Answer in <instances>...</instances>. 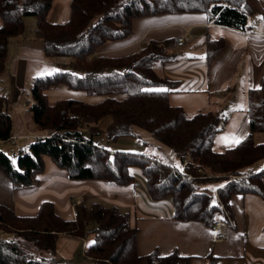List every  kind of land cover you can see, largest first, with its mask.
Wrapping results in <instances>:
<instances>
[{
	"label": "trees",
	"instance_id": "trees-1",
	"mask_svg": "<svg viewBox=\"0 0 264 264\" xmlns=\"http://www.w3.org/2000/svg\"><path fill=\"white\" fill-rule=\"evenodd\" d=\"M50 3L51 0H0V75L5 68L8 41L23 32L27 16L34 18L33 34L42 41L48 58H72L68 64L71 70L59 69L32 82L28 112L35 127L46 133L36 136L27 152L21 149L14 163L0 150V170L13 188L35 185L36 174L43 171V157L47 156L66 171L69 179L104 180L120 186L132 181L129 169L137 167L149 198L158 201L171 196L172 216L181 221L196 220L208 226L220 219L227 221L232 193H252L264 200V166L253 171L254 164L264 160V75L259 87L247 90L250 133L233 147L215 152L213 138L228 116L217 96L229 95L231 86L209 94V106L189 114L168 103V93L177 82L165 78L157 68L175 58L171 40H150L137 52L122 57L94 55L103 43L127 37L132 20L146 15L202 12L209 22L245 31L248 18L262 12L258 0H70L69 19L63 24L46 21ZM222 44V40L208 39V60ZM59 86L103 98L95 104L72 99L48 104L44 90ZM7 103L8 98L0 95V140L10 138ZM105 117L109 121L102 129L99 123ZM83 125L90 137L79 130ZM135 128L147 131L167 147L178 163L160 162L141 151L112 150L92 139L93 135H105L108 142L114 143L121 138H136ZM255 132L262 134V142L254 141ZM214 182L222 183L215 189V201L207 188ZM73 214L72 219H63L51 201L41 202L32 216L17 215L0 205V231L13 236L0 238V264H65L55 260L58 237L84 238L89 233L93 241L82 257L93 264L189 261L176 252L138 255L137 229L115 206L74 202ZM90 223L94 227L88 230ZM204 264H218L217 258L208 255Z\"/></svg>",
	"mask_w": 264,
	"mask_h": 264
},
{
	"label": "crops",
	"instance_id": "crops-1",
	"mask_svg": "<svg viewBox=\"0 0 264 264\" xmlns=\"http://www.w3.org/2000/svg\"><path fill=\"white\" fill-rule=\"evenodd\" d=\"M258 2L262 12L248 18L245 31L209 22L202 12L146 15L132 20L127 37L103 43L94 55L127 56L143 48L150 40L172 41L184 36L181 46L173 45L175 58L157 66L165 78L177 82L168 93V103L191 114L209 106V94L231 86L229 95L217 96L226 107L228 116L222 130L213 138L212 150L222 152L250 133L247 90L259 87L264 75V19H261L264 17V0ZM69 14L70 0H51L45 19L50 24H63L69 19ZM34 27L35 20L33 27L26 31L24 19L23 32L8 41L5 68L0 75V95L8 98L6 111L9 116L13 100L28 89L30 93L36 77L51 75L63 64L44 54L42 41L33 34ZM208 39L223 41L211 60L206 54ZM44 94L48 104L62 99L95 104L103 98L62 86L46 89ZM45 133L37 131V128L30 129L26 137L30 139ZM253 139L260 143L263 136L255 132ZM119 141L127 143L124 138ZM137 169L130 167L133 179L124 186L104 180H73L68 178L64 169L44 156L43 171L36 174L37 183L30 187L13 188L0 170V205L13 209L17 215L32 216L41 202L51 201L60 217L72 219L74 202L85 206L103 202L126 213L129 225L137 229L138 255L156 251L164 256L176 252L189 258L187 264H204L208 255L215 256L218 264H264L262 197L252 193H232L228 199L229 218L227 221L220 219L218 226H208L196 220L181 221L172 216L171 196L158 201L149 198L145 179ZM92 241V233L84 238L59 236L55 244L56 262L79 264L81 259H87L82 257V252Z\"/></svg>",
	"mask_w": 264,
	"mask_h": 264
},
{
	"label": "rangeland",
	"instance_id": "rangeland-1",
	"mask_svg": "<svg viewBox=\"0 0 264 264\" xmlns=\"http://www.w3.org/2000/svg\"><path fill=\"white\" fill-rule=\"evenodd\" d=\"M34 18L32 16H27L25 18V29L28 30L29 27H33ZM62 61L66 66L60 67L59 69H67L71 70V67L68 65L72 58L69 57H59L56 60ZM27 102H26V101ZM30 93L29 89L21 94V96L17 97L11 103L12 114L11 118V131L10 138L6 140H0V150L5 152L10 158L11 162L14 163L15 157L17 153L25 147V145L29 144L35 137L27 138L26 132L28 130H35V125L30 118V114L28 112V106L30 104ZM28 103V104H27ZM25 104V105H24ZM109 121L108 117L103 118L100 123V128H105ZM39 129H37L38 131ZM82 131L83 135L86 137H90V133L88 128L83 125L79 129ZM42 134L44 131L39 130ZM136 138L127 137L124 138L127 140L126 142H121L117 140L116 142L107 141V137L105 135H93V141L101 144L104 147H107L112 150H125V151H137V149L141 150V152L147 153L149 156L155 157L160 162L164 163H178L174 156L170 153L169 149L164 145L155 141L150 134L143 130L135 128ZM27 142V143H26ZM154 144V145H153ZM156 155V156H155ZM264 166V160H260L253 166V171L257 172L262 169ZM138 170V169H137ZM221 182H214L207 185L209 192L213 196V201H215V189L220 186ZM105 207H111L103 202H99ZM94 227L93 223H90L87 226V229H91ZM1 239H12L13 236L9 233L0 231ZM34 251V249H32ZM79 264H93L90 259H81Z\"/></svg>",
	"mask_w": 264,
	"mask_h": 264
},
{
	"label": "built area",
	"instance_id": "built-area-1",
	"mask_svg": "<svg viewBox=\"0 0 264 264\" xmlns=\"http://www.w3.org/2000/svg\"><path fill=\"white\" fill-rule=\"evenodd\" d=\"M172 43L175 47L181 46L184 43V36L176 37L172 40ZM29 150L28 145H26L23 148V152H27ZM145 156V155H144ZM179 168L182 170V165L179 166ZM220 223L216 222L214 225L218 226Z\"/></svg>",
	"mask_w": 264,
	"mask_h": 264
},
{
	"label": "snow or ice",
	"instance_id": "snow-or-ice-1",
	"mask_svg": "<svg viewBox=\"0 0 264 264\" xmlns=\"http://www.w3.org/2000/svg\"><path fill=\"white\" fill-rule=\"evenodd\" d=\"M261 19H264V17H262ZM155 91H167L166 89H156ZM236 143H238L239 141H235Z\"/></svg>",
	"mask_w": 264,
	"mask_h": 264
}]
</instances>
